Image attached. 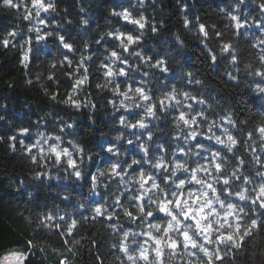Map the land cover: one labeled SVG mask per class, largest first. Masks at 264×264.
Returning <instances> with one entry per match:
<instances>
[{
	"label": "trees",
	"instance_id": "trees-1",
	"mask_svg": "<svg viewBox=\"0 0 264 264\" xmlns=\"http://www.w3.org/2000/svg\"><path fill=\"white\" fill-rule=\"evenodd\" d=\"M261 2L264 0H244L243 3L240 0H143V4L141 0H55L57 12L51 14L49 27L44 29L53 35L39 43L33 40L30 61L24 67L20 44L25 37H34L35 33L28 32L31 25L22 19L23 5L18 11L5 7L3 0H0V41L4 38L11 41L7 48L0 43V256L17 251L27 254L25 264H60L65 258L67 264H101L97 259L99 255L103 264H120L117 257L121 254L111 246L113 243L118 244L121 237L109 227L110 223L117 221H107L102 217L92 219L93 208L97 203L103 204L106 199L111 204L113 194H119L117 182L112 180L106 189L104 184L109 181L101 178L93 192L89 177L98 169H107L117 159L122 162L141 160L143 153L134 145L127 144V139L135 137L129 130L121 129L118 123L120 115H126L134 123L139 110L132 113L121 110L113 115V108L108 104V100L113 98L112 86L104 89L96 87L97 84L106 83L103 70L100 69L102 62L109 63L104 57L115 49L128 60L131 66L128 77H117L122 90L129 82L135 87V82L145 79L155 99L175 87L178 92L187 91L202 98L205 104L194 103L193 108L205 110L210 119L220 122L221 117L231 113L237 121L247 119V127L254 128L264 123L261 119L264 100L255 98L256 94L251 90L254 78L247 75L245 65L251 63L254 67L260 66L256 57L258 50L252 44L258 38L264 39L254 23L264 22V13L258 7ZM14 3L19 4L20 0H14ZM24 3L31 7V0H24ZM81 7L85 9L84 12L80 11ZM237 8L239 12L235 11ZM113 9L117 12L127 9L136 19L143 15L147 20L146 27L140 30L136 25L112 15ZM228 12L240 15L242 19L250 18L251 27L247 29V36L238 37L234 34ZM45 15L41 14L42 17ZM185 17L190 22L187 27ZM82 18L88 19L87 26L82 25ZM200 24L206 27L207 39L199 31ZM153 25L156 32L152 31ZM14 29L18 35L13 40L7 34ZM117 29L141 36L138 43L130 46L129 53H123L118 48L119 41L107 36L109 31ZM244 31L241 29V32ZM217 32L222 33V36L218 38ZM57 33L64 35L66 42L73 45L72 52L62 48ZM101 35L105 39L97 44L96 40ZM227 42L237 49L239 72L230 63V56L221 54V44ZM86 43L87 50L84 48ZM12 44H16V47ZM208 49L216 54L215 63ZM136 51L152 56L153 60L166 59L170 72L162 74L146 67L139 58L130 55ZM82 55L91 56L90 60L85 61L89 78L75 98L84 103H94L97 106L95 110L90 107L76 109L63 103L74 82L66 73L75 71ZM65 56L72 61L71 68L64 61ZM53 64H56L55 68ZM122 66L118 62L116 67ZM137 67L138 71L135 70ZM144 72L150 75L144 77ZM188 73H192L191 83ZM228 73L237 75L239 82L229 80ZM83 74L81 69L80 75ZM49 76L54 78L49 79ZM196 80L202 83L196 84ZM57 93L53 100L51 97ZM187 103L193 102L189 100ZM160 115L162 119L150 121V125L155 131L158 124L165 133L160 137V142L172 143L168 135L173 131L171 117L162 113ZM65 124H73L74 127L65 128L64 133H60V127ZM22 128L29 129L24 136L19 135ZM38 132L61 135L62 146L70 150L69 141L85 146V153L91 154L92 159L82 165L84 179L76 181L74 176L68 175L64 171L66 164L59 167L49 165L44 169L40 167L39 158L37 164H32L19 141L23 139L26 145L33 144L38 139ZM121 132H124L125 139L116 142L115 137ZM233 133L237 134L235 129ZM11 136L17 137L15 151L10 147ZM156 138L154 136V140ZM108 143L116 144L121 153L119 157L102 150V146ZM203 143L210 144L208 141ZM35 153L36 149H33ZM38 171H46L52 179L36 180L35 173ZM65 176L68 178L65 179ZM119 191H123V188L120 187ZM63 195H69L70 199L62 200ZM57 211L69 222L73 218L79 221L73 233L74 238L62 237L55 229L49 231L38 227L41 213ZM55 223L62 225L60 231L64 230L63 221L57 220ZM118 224L122 226L121 232L127 229L140 231L137 224L130 223L123 215ZM64 239H68L69 244L65 245ZM28 241H32L36 247L30 250ZM92 241L96 242L95 246ZM125 264L128 262L125 261ZM227 264H264V227L246 238L244 251L237 253L235 259Z\"/></svg>",
	"mask_w": 264,
	"mask_h": 264
},
{
	"label": "snow or ice",
	"instance_id": "snow-or-ice-1",
	"mask_svg": "<svg viewBox=\"0 0 264 264\" xmlns=\"http://www.w3.org/2000/svg\"><path fill=\"white\" fill-rule=\"evenodd\" d=\"M243 2L244 0H240V3ZM3 5L16 8L18 11L23 5L22 19L29 21L31 25L28 32L35 33L34 37L32 35L25 37L20 44L23 50L21 63L27 67L33 40L39 43L53 35L44 29L49 27V17L57 12V5L55 0H31V7L25 4L24 0H20L19 4L14 3V0H3ZM258 7L260 12L264 13V2L259 3ZM80 11L84 12L85 9L81 7ZM235 11L239 12V8ZM42 13L46 15L42 17ZM111 14L136 25L140 30L147 24L143 15L138 19L133 18L127 9L120 12L113 9ZM227 16L232 22L231 27L234 28L236 36L248 35L247 29L251 27L250 18L242 19L240 15L232 12H228ZM81 23L87 26L89 21L82 18ZM184 23L185 27L190 23L187 17ZM254 23L264 36V22ZM241 29L245 31L241 32ZM152 31H157L154 25ZM199 31L205 39L208 38L205 25L200 24ZM7 35L14 40L18 33L14 29ZM56 36L63 49L69 52L74 50L73 45L66 42L64 35L57 33ZM107 36L119 41L118 48L123 53H129L130 46L141 39L139 35L134 36L119 29L109 31ZM216 36L219 38L222 33L217 32ZM104 39L105 37L101 35L96 43L100 44ZM0 43L7 48L11 41L4 38ZM12 46L16 47V44ZM252 47L258 50L256 57L260 66L254 67L249 63L245 68L247 75L254 78V87L251 90L256 94L255 98L264 100V39L258 38ZM84 48L87 50V43ZM220 51L221 54L230 56V63L239 72V58L233 44L222 43ZM208 52L215 63L216 54L211 49H208ZM130 55L139 58L146 67L156 69L162 74L170 72L168 62L164 58L153 60L152 56H145L141 51ZM90 59L91 56L82 55L75 71L66 73L74 82L63 103L76 109L90 107L95 110L97 107L94 103H84L75 98L88 81L89 69L85 66V61ZM104 59L109 61L100 65L106 83L97 84L96 87L104 89L112 86L113 98L108 100V104L113 108V115L121 110L125 113L139 110L138 119L134 123L126 115H120L118 123L121 129L129 130L135 137L127 139V144L134 145L143 153L141 160L122 162L117 159L107 169H98L89 177L93 192L101 178H107L109 181L104 184L106 189L110 187L112 180L117 182L119 194H113L111 204L106 199L103 204L97 203L93 208L92 219L102 217L107 221H117L110 223L109 227L113 233H118L121 237L118 244L113 243L111 246L121 254L117 257L118 261L120 264H125V261L128 264H227L228 261L234 260L237 253L244 251L246 238L264 227V123L249 128L247 119L237 121L231 113L221 117L220 122L210 119L205 110L197 111L193 108L194 103L205 104L202 98L187 91L178 92L175 87L154 99L145 79L135 82V87L129 82L122 90L117 77H128V69L131 68L128 60L115 49L110 50ZM64 61L71 68L72 61L67 56L64 57ZM118 62L123 66L117 68ZM52 67L55 68L56 64ZM81 69L84 73L82 76ZM135 70L138 71V67ZM142 75L148 77L150 73L144 72ZM187 76L191 83L192 73H188ZM228 79L239 82V77L233 73H228ZM195 83L202 82L196 80ZM57 95L58 93L51 98L55 100ZM189 100L193 103H187ZM261 107L264 108V105ZM161 113L171 117L173 131L168 135L172 143L160 142V137L165 133L158 124L155 131L150 125V121L162 119ZM261 119L264 120V111L261 112ZM73 127V124H65L59 131L64 133L65 128ZM233 129L237 134L233 133ZM28 132L29 129L22 128L19 135L24 136ZM37 136L38 139L30 145H26L23 139L19 141L32 164H37L38 158L41 162L40 167L44 169L49 165L59 167L66 164L64 171L68 175L74 176L76 181L84 179L82 165L86 160L92 159L91 154L85 153L84 145L69 141L72 149L70 150L62 146L61 135L38 132ZM154 136L157 137L155 140ZM16 139V136L9 137L13 151L16 150ZM123 139L124 132L115 137L116 142ZM203 141L210 144L205 145ZM33 149H36L35 154ZM102 150L114 157L121 155L115 143L102 146ZM67 178L65 176V179ZM35 179L51 180L52 177L46 171H38L35 173ZM56 179L59 180L60 177L57 176ZM120 187L123 191H119ZM61 199L68 201L70 196L63 195ZM121 215L130 223L137 224L140 231L127 229L121 232L122 226L118 224ZM57 220L64 222L63 231H60L62 225L55 223ZM78 223L79 221L74 218L70 222L65 220V216L57 211L41 213L38 227L49 231L55 229L62 237H73ZM92 243L95 246L96 242ZM28 244L30 250L36 247L32 241H28ZM64 244H69V240L64 239ZM27 258L24 252H10L0 256V264H25ZM97 259L103 264L99 255ZM60 264H67L66 258L62 259Z\"/></svg>",
	"mask_w": 264,
	"mask_h": 264
},
{
	"label": "rangeland",
	"instance_id": "rangeland-1",
	"mask_svg": "<svg viewBox=\"0 0 264 264\" xmlns=\"http://www.w3.org/2000/svg\"><path fill=\"white\" fill-rule=\"evenodd\" d=\"M13 252H17V251H13ZM8 253H10V252H8ZM8 253H5V254H3V255H6V254H8ZM3 255H1V256H3Z\"/></svg>",
	"mask_w": 264,
	"mask_h": 264
}]
</instances>
